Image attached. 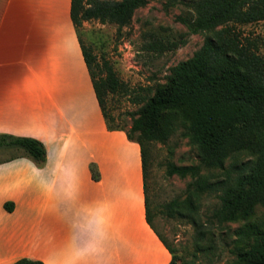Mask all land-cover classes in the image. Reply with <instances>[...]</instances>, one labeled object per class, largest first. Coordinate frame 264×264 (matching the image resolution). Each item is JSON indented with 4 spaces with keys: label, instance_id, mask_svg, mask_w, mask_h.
<instances>
[{
    "label": "crops",
    "instance_id": "crops-1",
    "mask_svg": "<svg viewBox=\"0 0 264 264\" xmlns=\"http://www.w3.org/2000/svg\"><path fill=\"white\" fill-rule=\"evenodd\" d=\"M71 11L0 0V134L47 149L42 167L0 163V264H169L147 220L141 146L108 129Z\"/></svg>",
    "mask_w": 264,
    "mask_h": 264
},
{
    "label": "trees",
    "instance_id": "trees-1",
    "mask_svg": "<svg viewBox=\"0 0 264 264\" xmlns=\"http://www.w3.org/2000/svg\"><path fill=\"white\" fill-rule=\"evenodd\" d=\"M149 0H72V19L78 31L85 22L99 20L115 23L119 28L131 24L135 12L145 7ZM195 15L180 16L189 33L208 34L203 46L195 54L171 68L164 84L148 98L135 103L140 105L129 113L133 125L126 131L116 123L109 112L107 98L116 93L119 81L110 65L101 66L97 56L87 48L80 37L84 56L90 70L94 88L110 130H124L130 140L137 141L142 149L143 171L146 190L147 220L154 230L156 209L150 195L149 150L152 142H165L170 125L179 117L189 122V137L201 151L200 165H177L167 167L169 176L197 177L203 166L224 170L223 177L204 180L182 202L173 200L164 205L169 217L182 211L192 215L199 240H209L204 224L198 219L197 200L206 192L216 193L220 207L214 217L219 224L248 219L258 205L264 206V57L242 37L233 26L264 21V0H197L192 4ZM137 134V135H136ZM241 134L254 135L261 143L256 161L225 167L227 150ZM0 149H14L19 157H28L40 167L47 160L45 144L33 137L0 134ZM5 162V161H3ZM1 163V162H0ZM95 180H100V169L91 165ZM12 203L6 208L12 210ZM172 254L169 264H205L200 262L202 253L209 263L221 260L222 254L212 244L197 247L191 260H182L176 249L156 230ZM233 258L225 264H264V223L246 224L236 231ZM13 264H45L32 258H22Z\"/></svg>",
    "mask_w": 264,
    "mask_h": 264
},
{
    "label": "rangeland",
    "instance_id": "rangeland-1",
    "mask_svg": "<svg viewBox=\"0 0 264 264\" xmlns=\"http://www.w3.org/2000/svg\"><path fill=\"white\" fill-rule=\"evenodd\" d=\"M197 0H149L138 9L130 25L123 28L115 23H102L99 20L85 22L78 31L83 44L97 56L101 66L112 67L119 87L110 93L107 106L117 124L126 131L133 125L129 115L139 109L135 102L148 98L157 87L164 84L171 68L181 61L191 58L204 44L208 34H191L187 26L178 18L192 17L195 11L192 4ZM233 29L240 34L243 42L250 44L264 57V21L250 24H237ZM170 133L165 142H152L149 150L150 195L156 209L154 226L161 236L175 249L182 260H191L198 246L215 247L222 254L215 264H225L233 258L232 249L236 246V231L246 224L264 223V206L258 205L248 219L229 221L223 225L215 219V211L220 207L216 193L206 192L197 200V217L204 224L209 240H199L196 227L191 223V213L182 211L176 217H169L164 205L179 200L184 202L194 190L197 182L215 181L224 175L218 167L203 166L197 177L182 178L169 176L167 167L177 165H200L201 151L189 137V122L175 118L169 123ZM137 135V134H136ZM261 143L254 135L241 134L227 150L225 167L233 164L254 162ZM18 155L14 149H0V162ZM200 262L209 263L202 253Z\"/></svg>",
    "mask_w": 264,
    "mask_h": 264
}]
</instances>
